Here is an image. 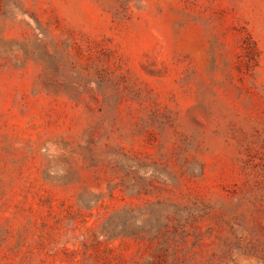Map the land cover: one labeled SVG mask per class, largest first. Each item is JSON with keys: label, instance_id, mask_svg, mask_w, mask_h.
Here are the masks:
<instances>
[{"label": "rangeland", "instance_id": "374dc122", "mask_svg": "<svg viewBox=\"0 0 264 264\" xmlns=\"http://www.w3.org/2000/svg\"><path fill=\"white\" fill-rule=\"evenodd\" d=\"M0 264H264V0H0Z\"/></svg>", "mask_w": 264, "mask_h": 264}]
</instances>
